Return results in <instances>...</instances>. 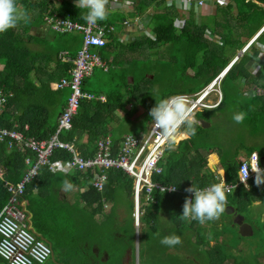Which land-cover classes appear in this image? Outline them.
I'll return each mask as SVG.
<instances>
[{
  "label": "trees",
  "instance_id": "trees-1",
  "mask_svg": "<svg viewBox=\"0 0 264 264\" xmlns=\"http://www.w3.org/2000/svg\"><path fill=\"white\" fill-rule=\"evenodd\" d=\"M131 1L133 2L132 12L117 11L108 16L107 20L98 22L100 25L108 24L103 31L107 42L99 51L103 62L109 68L107 71L101 68L98 72L95 70L90 77H94L93 84L96 85L103 83L101 76H103V79L104 76L107 78V84L111 87L108 95L109 100L106 103H100L97 99L102 98L85 87L86 84H89L90 77L88 80L85 79L82 82V89L84 92L88 91L91 93L93 98H83L79 101V107H77L76 113L73 114L74 117L72 116L71 118L70 127L68 129L64 128L59 134L60 140L68 144V146L72 145L79 155L82 154L81 157L84 159L96 155L98 149L97 142L102 138L101 136H106L105 132L108 121H118L114 117L117 108L122 103L124 104L129 101L134 103V97L128 94L127 85L129 81L127 73L121 72L119 68L121 62L123 63L125 58L132 53L131 49L134 48L136 43L134 41L140 36L141 39L136 46H140L144 42L142 45L143 49L154 48L162 50L167 48L172 53L171 58L177 59L178 63H180L179 77L188 79V82L182 91L172 94L175 95L196 92L207 85L217 76V73L221 72L228 65L229 60L236 54V51L241 49L247 40L264 25V0H213L212 12L207 11L209 7L208 2L211 0H206L208 4L204 6L199 20L194 18L195 14L193 10H190L185 15L172 4L167 5L165 0ZM18 2L29 12L31 21L28 24L20 23L17 27L0 33V91L4 95L10 94L7 95V101L0 110V127L12 128L23 132L25 136L44 139L50 137L55 132L57 116L64 109L70 93L68 88L58 87L60 79L67 76L71 69V63L57 58L59 51L62 50L60 45L68 42L69 38L67 37L71 35L67 34L76 33L81 35L82 44L83 34L78 29L64 32L51 31L52 33L47 34L43 38L41 37V31L33 32L31 28L42 24L44 16H54L58 19L68 18L72 21L85 23L86 21L82 19L84 10L79 9L69 0H18ZM111 3L112 0H109L108 8L110 9ZM149 9L152 11H149ZM146 13L150 14L151 23L149 24H151L154 38L147 34L134 36L127 40L124 37H119L123 25L122 22L127 15L143 16ZM176 17H184L183 26H176L174 23ZM207 30L216 39L211 40L207 37L205 35ZM59 37H64V39H60ZM125 41L131 42L127 45L124 43ZM38 43L39 47L36 48L35 46ZM252 43H254L252 47L257 52L264 51V29L258 37L252 40ZM81 44L75 52L80 48ZM160 47L163 48L161 49ZM75 52L71 54L74 55ZM200 54L202 61L201 66H198L195 61L200 59ZM194 55L195 59H193ZM119 56H121V59ZM251 59L252 57L249 52H244L240 57H236L228 71L219 80L220 90L223 93L221 102L212 109L207 108L198 111L195 114L197 120L204 119L207 122L211 118L217 119L219 112L224 110L223 117L227 121L224 123L223 128L225 132H228L229 129H237L240 134L244 130L249 129L264 131V75L260 74L261 69L264 68V62H258L257 66L251 68ZM161 60V58H157V61ZM221 63H223V66L218 71ZM190 68H195V72L191 73ZM93 88L97 91V87ZM124 95H129V97L124 100ZM239 111L247 113L246 119L241 124H237L232 119L233 113ZM126 117L122 118L125 119ZM233 123L236 125H232ZM25 124H27V129H24ZM212 129H214L213 123H210L209 127H203L201 124H198L196 125L195 135L179 140L175 151L171 153L164 152L158 162L163 171L159 174H154L153 181L165 185L172 184L179 191L176 193L160 191L155 188L151 191L154 199H146L142 195L141 197L144 198V201L140 203L139 207L138 228L141 226L140 217L144 214L142 206L148 204L149 209L146 215L149 222H152V219L156 218L155 214H166L170 218V223L174 225L173 232L166 235L175 234L180 236L182 243H187V246L194 244L188 250L197 251L198 254L199 250L197 247L200 246L202 248L205 241H207L208 245H215L212 250L204 251L207 263L224 264L228 258L232 257L230 256L231 253L227 254L223 252V249L220 247L225 246V242L230 237V234H227L228 232L225 229L227 222L225 220H223L224 222L221 221L225 217L222 215L218 220L203 225L196 221L187 222L180 218L185 198L190 197L189 194L181 193L182 191H185L191 184L204 188L212 183L219 182V179L215 177V174L207 166V154L209 152L215 149L220 155V164L224 170V180L228 184L237 183L239 163L244 157H247L242 156V158L236 160L232 158L234 155L224 153L222 146L219 144L220 140L213 135ZM84 135H86L85 140H83ZM135 135L138 136V133ZM108 136L113 141L114 151L112 152L116 155L115 150H117L118 142L123 136H112V134ZM14 140L11 137L9 139L8 136L7 140L3 139V143L0 142V162L3 164L16 163L20 166L27 157L33 156V153L27 148L21 152L15 150L14 147L19 149V146L14 143ZM4 141L11 150L7 151L8 149H6ZM253 149H256V145L249 149L248 154ZM261 153L264 154V151H260ZM37 158L38 151L33 165L37 164ZM72 158L74 159V154L69 147H53L51 155L48 156V162L38 167V173L33 178L36 179L38 176H41L45 182L57 181L60 186L65 179L73 183L76 191L73 190L66 193L65 196L63 195L55 203L60 209L58 210L60 213H63L65 216L73 214L76 202L83 204L80 208L88 210L91 216L103 213L102 199L108 201V199L112 198L113 194L115 195L117 192V186L120 184H123L127 188L129 195L132 197L134 180L123 170L109 168L105 171L107 179L104 181L103 190L99 192L88 185L91 177L93 179V173H98V170L96 168L91 169V167L80 168L77 166H74L76 168L74 169L72 168ZM54 163H57L59 167L50 170L51 165ZM22 174L23 172L21 174L19 172L20 176L18 177H10L5 174L4 176L7 179L12 178L14 181L17 180L13 182L15 184L21 180ZM9 183L12 182L0 185V210L12 196V193L8 190L7 184ZM45 188V197L49 196L52 198L53 186L47 185ZM25 190L23 196L25 195ZM69 194L74 198L73 201L68 199ZM131 197L130 221L136 228L133 218L134 205ZM114 198L115 196L112 200ZM227 198L229 204L227 206H232L233 212H225L224 214L231 216L229 221L237 231V237L234 235L236 240L237 238L240 240L245 236L238 232L239 225L234 221V215L243 214V222H246L244 214L250 215V207L256 206V201H259L263 205L262 211L258 212L257 220L255 219L256 227L252 226V228L258 234H262V239L264 240V220H260L261 214L264 212V183L257 186L255 181H249L247 187L239 184L233 189V193H228ZM93 202H98L101 206H91ZM112 209V206L108 207L111 214H113ZM170 210H174L175 215ZM154 233L150 232L148 235ZM211 241L215 244L210 243ZM160 245L159 247H162L161 243ZM134 249V245L131 244V249L127 253L128 259H124L125 262H121L122 264L135 262ZM179 251H182L181 254L183 255L173 257L171 261L168 260L166 263L162 258L160 264H195L190 263L192 260L187 259V254L190 253L181 249L176 254ZM243 260L245 261L246 259L243 258ZM36 263L39 262L34 261L32 264ZM241 263L235 259L228 264Z\"/></svg>",
  "mask_w": 264,
  "mask_h": 264
},
{
  "label": "rangeland",
  "instance_id": "rangeland-1",
  "mask_svg": "<svg viewBox=\"0 0 264 264\" xmlns=\"http://www.w3.org/2000/svg\"><path fill=\"white\" fill-rule=\"evenodd\" d=\"M170 1L172 0H165L166 4H169ZM191 2L192 4H185V6H180L179 4L178 10L185 15H187L190 10H193L195 14L194 18L197 20H199L201 12L206 4L209 3L207 11H213V0L208 3L206 0H200L199 2L197 0H191ZM200 4H203V7H200ZM197 6H199V8H196ZM147 20L148 15H145L142 18V22L146 23ZM143 23H136V26L130 28L135 32L133 37L139 32H143L154 38L155 36L152 32L151 24ZM174 23L176 26H183L184 17H176ZM205 33V35L211 40L216 39L209 30ZM140 39L141 36L134 41L136 43L134 48L131 49L132 53L125 58V61L120 64L119 68L121 72L127 73L132 77L131 81L128 79V94H131L135 100L131 105V108L129 107V110L127 111L128 116L125 119L121 116L119 117L117 121L118 128L112 126L113 133L117 135L123 132L137 134L147 130V127H150L149 124L152 122L149 111L157 103L156 100L167 98L173 93L182 91L183 87L188 82V79L179 77L178 71L180 63H178L177 59L171 58L172 53L169 49H162L163 47H160L162 50H156L154 48L143 49L142 45L144 42L140 46H136ZM130 42L131 41H125L124 43L129 45ZM253 44L252 39L249 38L242 48L236 51V53L245 49L247 50L246 52H249L252 55V58L254 57L256 59V54L258 52L252 47ZM157 58H161L162 60L157 61ZM195 58L194 55L193 59ZM235 59L236 56L234 55L229 60L228 65L224 68L225 72L228 71ZM201 61L202 57L200 54V59L195 61L196 65L201 66ZM259 62H264V56L261 57ZM222 66L223 63L220 64L218 71ZM254 67L255 65L251 64V68ZM95 70L98 72L99 69L96 68ZM190 72L194 73L195 68H190ZM221 72L217 73V75ZM260 74L264 75V68L261 69ZM218 77L219 75L216 77V80ZM93 80V76L89 78V84H86L85 86L86 89L93 90V84L91 83ZM207 86L208 84L200 88L198 91L186 93V95L189 97H197L204 93ZM100 87L104 88L102 85H100ZM209 88L213 90L210 95L208 94L203 98L204 105L200 106V109L206 107L214 108L219 105L220 101H217L219 100V95L222 93L219 82L214 81ZM212 93H214L213 96H211ZM127 109L128 108L121 112H125ZM223 111L219 112L217 119L211 118L207 120V123H213V135L220 140L219 144L222 146L224 153L234 155L232 158L239 160L243 155H246L249 149L254 145H256V150H264V142L262 141V136L264 135L263 130L249 129L244 130L241 134L237 129H229L228 132H225L223 128L224 123L227 121L223 117ZM232 125L236 124L233 123ZM185 131V128H183L182 132L180 131L178 140L184 138L183 134ZM14 143L17 142L14 141ZM42 151L44 155L47 154L44 149ZM122 170L128 173L125 169L122 168ZM130 170L132 171V169ZM128 175L134 180V182H136V177L133 174L128 173ZM68 196L72 200L71 194ZM130 197L131 195H129L127 188L123 186V184H120L117 186L114 200L109 202L110 207H113L111 210L113 211V214H111L108 209H104L103 213L91 216V214L88 213V210L78 208L77 213L74 212L71 215L73 217H71L68 222L71 231L69 236H65L64 233H61L62 239L63 237H69V241H62L61 239L58 245L53 246V253L43 264H52L53 257H56L57 260L59 259L60 262L64 264H122L125 262L124 259H128L127 253L131 249V244H133L135 248V262L129 264H160L162 258L166 263L168 260L171 261L173 257H180L183 255L181 254L182 251H179L176 254V252L181 249L190 253L187 254V259L192 260L190 263L208 264L205 252L207 250H212L215 245H208L207 241L203 243L202 248H200V246L197 247L199 249V254L197 251L188 250L191 249L194 244L187 246V243L184 242L171 248L164 245L159 247V240L164 235L171 234L174 225L170 223V218L164 213L155 214L156 218H153L152 222H149L146 215L147 210L149 209L148 204L142 206L144 214L140 217L141 226L136 229L130 221ZM141 201H144L143 197H141ZM255 205L256 206L250 207V217L246 213L244 214V218H246L245 221L251 226L253 233L245 235V237L240 240L239 238H237V240L235 239V237H237V231L235 230V227L233 228L234 225H231L229 221L231 216H229V214H223L225 218L221 221L225 220L227 222L225 224V229L228 232L226 233L230 234V237L229 240L225 242L226 245L220 247L223 249V252L227 254L231 253L230 256H232L231 258H228L224 264H228L235 259L242 262L241 264H264L263 236L262 234H258L256 230L252 228V226L256 227L255 219L257 220L258 212L260 210L262 211L263 205H261L259 201H256ZM170 211L175 215L174 210ZM260 220H264V215L261 216ZM148 223L150 224L147 226ZM150 232L155 233L148 235ZM213 244L215 243L213 242ZM243 258L246 260L244 261ZM0 263L9 264L3 259H0Z\"/></svg>",
  "mask_w": 264,
  "mask_h": 264
},
{
  "label": "built area",
  "instance_id": "built-area-1",
  "mask_svg": "<svg viewBox=\"0 0 264 264\" xmlns=\"http://www.w3.org/2000/svg\"><path fill=\"white\" fill-rule=\"evenodd\" d=\"M67 26H70L67 23ZM92 25H88L85 28V32H91ZM102 32V29H99ZM94 40V39H93ZM88 55L87 53H85ZM84 72L80 70L78 75L75 76V95L69 103V108L66 113V118L63 123L64 128H69L71 125V118L76 113L79 101L83 98H89L90 95L86 94L82 90ZM215 81L213 79L206 87L204 93L197 97H189L185 93L181 95L189 97L192 104L195 106V112L200 110V106L204 105L203 98L206 95H210L213 89L209 86ZM177 95V94H175ZM173 96V95H172ZM219 100L221 95H219ZM208 108V107H206ZM11 138H14L18 144V137L16 134H10ZM160 133L159 130L154 127V123L150 124L148 132L143 136H134L131 134L125 135L117 145L116 155L112 154L113 141L110 137L104 136L98 140V149L94 157L84 159L81 157L72 145L60 142L59 146H65L72 149L74 154L73 166L80 168H96L98 173H93L92 184L95 188L101 189L104 185V181L107 179V174L104 173L109 168L125 169L128 173L133 174L136 177V182L133 181V202H134V218L135 224L139 223V207L141 196L144 195L146 199H153L150 197L152 189L155 188L160 191H172L171 187L162 183L153 181V175L159 174L157 169H161L158 165L159 159L162 156L159 152L162 151V146L159 145ZM54 146V142L49 145V151L47 155L43 153V144L39 143L37 164H34L31 169L30 177L25 180L23 177L21 180L13 185H8V190L12 193L9 201L3 205L0 210V257L6 260L9 264H32L34 261L42 263L46 261L51 253V247L49 244L40 239L26 226V215L22 207V201H20L26 185L37 175L38 167L48 162V156L51 154V150ZM256 152H252L249 157L244 158L239 163L238 167V181L239 183H247L250 179H255L256 173L252 171V167L256 162ZM57 163L52 165V169L58 167ZM261 169L264 166L259 164ZM76 169V168H75ZM132 169V171L130 170ZM248 170V176L246 181H241L244 177L245 170ZM124 171V170H123ZM125 172V171H124ZM127 173V174H128ZM232 188V185H227ZM191 198L192 194H189Z\"/></svg>",
  "mask_w": 264,
  "mask_h": 264
},
{
  "label": "crops",
  "instance_id": "crops-1",
  "mask_svg": "<svg viewBox=\"0 0 264 264\" xmlns=\"http://www.w3.org/2000/svg\"><path fill=\"white\" fill-rule=\"evenodd\" d=\"M69 1L76 6V0H69ZM167 5H169V4H167ZM123 10L126 11L127 13L132 12V10H133V2L131 0H112L111 9L109 10V16L112 13H116L117 11H122L123 12ZM149 11H152V10L149 9ZM145 15H148V18H149V22L148 23H151L150 22V14L146 13L143 16H145ZM143 16L127 15L125 17V19L123 20V22H122L123 25H122V29H121V32L119 34V37L120 38L124 37L125 40L133 37V34L135 32L133 31V29H130V28L134 24L136 26L137 25L136 24L137 21H139L140 18L143 17ZM50 17L51 16H44V21L42 22V24L38 25L37 27H32L31 31H33V32L41 31V37H43V38L46 37L47 34L52 33L51 31H53V30H52L51 26L48 24V21H47L48 18H50ZM61 19H65V18H61ZM126 20L132 21L133 24L132 25H127L125 23ZM148 23H146V24H148ZM104 25L108 26V24H104ZM67 35H71V36L67 37V38H69L68 42L67 43H63L60 46H61L62 50H68L71 53H74L75 50L81 44V35L78 34V33H76V34H67ZM59 38L60 39H64V37H59ZM253 39L254 38H252V40ZM35 47L38 48L39 47V43ZM246 51L247 50L242 49V50H240L239 53H236L235 56L236 57H240L244 52L246 53ZM261 53H262V51H259L256 54V56L261 55ZM262 56H264V55H262ZM261 57H260V59H261ZM119 58L121 59V56H119ZM260 59H259V61H260ZM259 61H257V59H255L253 57L251 59V64H254L255 66H257ZM121 64H122V62H121ZM224 73H225V71L223 69L222 72L220 73L221 76H220V74H218L219 75V80H220V78H222ZM127 77H128V79H130V81L132 80V77L129 74H127ZM214 78H216V76ZM101 80H102L103 83H101L100 85L104 86V88L100 87V85L93 84V81H94L93 80L91 83L93 84V87H97L98 93H96L97 91H95L94 88L91 91L94 92L95 94H98V97L102 98V99H97V100L100 101V103H106L109 100L108 99V95H109V93L111 91V87L107 84V78L105 76H104V79H103V76H101ZM219 80H218V82H219ZM249 92H251V91H249ZM213 94L214 93H212L211 96H213ZM220 95H221V99H220V102H221V100L223 98V93H221ZM127 97H129V95H124V100ZM132 104H133V102H130V101L126 102L124 104L122 103L117 108V111H116V114H115L114 117H116L117 120L119 119L120 116L121 117H126L128 115L127 111L129 110V107L131 108ZM126 108H128V109L125 112H121L122 110H124ZM203 109H207V108H202V109H200L198 111H201ZM210 109H212V108H210ZM198 121H200V124L203 127H209L210 126V123L205 122L204 119H200ZM204 124L206 126H204ZM112 126L118 128L117 121H115V122H111V120L108 121V125L106 127V132H105L106 136L107 135H111V134H112V136L117 135V134L113 133ZM148 129H149V127H147V130L138 133V136L145 135L148 132ZM180 131L182 132L183 128ZM124 134H127V133L123 132V133H121L119 135L123 136ZM131 134H133V133H131ZM101 137H103V136H101ZM85 138H86V135H84L83 140H85ZM182 139H184V138H182ZM6 140H7V138H6ZM117 141H119V140H117ZM262 141L264 142V135L262 136ZM0 142H2V141H0ZM6 146H7L6 149H8L7 151L11 150L7 144H6ZM14 149L19 151V152H21L16 147H14ZM260 151H262V150L253 149L252 152H256L258 154L259 164L261 166H264V154H262V153L260 154ZM251 153H249V154L247 153L246 155H243V156L249 157ZM207 166L215 174V177L217 179H219V182H217V183H226L225 180H224V170H223V168H222V166L220 164V155L218 154V152L215 149L207 154ZM25 168H26L25 161L20 166H18L16 163L3 164V163L0 162V182H3V183H0V185H5L8 182H12V183H9L7 185H12L13 182L17 181V180L14 181V179H12V178L7 179V177H5L4 174L8 175L10 177H18V176H20L19 172L21 174ZM237 175H238V171H237ZM254 180L255 179L248 180L247 183H246L247 186H248V182L249 181H254ZM30 182H29V184L26 187L25 195L22 196L21 199H20V201H22L21 202L22 203V207H23V209L25 211V215H26L25 224L30 229V231L35 233L36 236H38L40 239L46 241L49 244V246L51 247L52 253H53V250H54L53 246L58 245L60 243V240L62 239L61 233H64L65 236L66 235L69 236V234L71 232L70 229H69V226H68V222L70 221L69 219L71 217H73V216H71L72 214H69L68 216H65L63 213H60L58 211L60 209L58 208V206L55 205V203H57V201L60 198H62L63 195L65 196L66 193L61 190V186L58 184L59 182H57V181H55V182L54 181L53 182H45V180H43L41 178V176H38L36 179H33ZM89 182L90 183L88 185H90L91 187H93L97 191L101 192L103 190V187L101 189H97V188H95L93 186L92 177H91V180ZM226 184L227 185H232L233 186L231 188L232 190L239 184H242V185L245 186V184L239 183V181H237L236 184H228V183H226ZM47 185L48 186H53V189H52L53 190V197L52 198H50L49 196L45 197V193H46V188L45 187ZM166 186L175 187L172 184H167ZM247 186H245V187H247ZM83 187H87V186H83ZM132 188H133V186H132ZM74 191H76V187H74ZM178 191L179 190L175 187V190L174 191L172 190L171 192L178 193ZM181 193L190 194V193H188L186 191H182ZM114 196L115 195L113 194L112 198ZM150 197H153L152 193L150 194ZM112 198L108 199V201L106 199H102L101 203L103 204V210L104 209H108V207H110L108 202L113 201ZM131 198H132V203L134 205L133 194H132ZM68 199L70 201H73L74 198H72V200L70 198H68ZM71 203H73V202H71ZM74 206L75 207L73 209H75V212L77 213L78 208L82 207L83 204H80V203L76 202ZM91 206H97L98 207V206H101V205L98 202H93ZM235 215H240V214H235ZM235 215H234V217H235ZM262 215H264V212H262L261 216ZM133 218H134V210H133ZM135 226H136V228H138V225L135 224ZM62 241H69V237L68 238L63 237ZM210 243H213V241H211ZM0 259H3V258L0 257ZM58 260L56 259V257H53V260H52L51 263L52 264H64V263H61L60 260L59 261ZM36 264H43V263H36Z\"/></svg>",
  "mask_w": 264,
  "mask_h": 264
},
{
  "label": "clouds",
  "instance_id": "clouds-1",
  "mask_svg": "<svg viewBox=\"0 0 264 264\" xmlns=\"http://www.w3.org/2000/svg\"><path fill=\"white\" fill-rule=\"evenodd\" d=\"M108 5L109 0H76V6L84 10L82 19L92 26L108 19ZM30 21L29 12L19 4L18 0H0V33L13 29L20 23L28 24ZM262 55H264V51L256 57L257 61ZM214 79L218 81L219 77L217 80ZM156 101L157 103L150 109L149 115L154 127L159 130V145L162 146L159 155L163 156L165 151L171 153L176 150L179 143L178 135L182 128L186 129L183 136L187 139L196 134V125L200 124V121L196 119L195 106L187 96L179 93ZM246 117L247 113L243 111L234 112L232 115V119L237 124L243 123ZM157 171L162 172L163 169H157ZM252 171L256 173V185L264 183V169L259 167L258 154H256V162ZM247 176L248 170L246 169L241 181H246ZM245 186H247L246 183ZM61 190L69 193L74 190V185L65 179L61 183ZM171 190L174 191L175 187H171ZM185 191L191 193L192 197L185 198L180 218L187 222L196 221L201 225L218 220L225 213L226 206L229 205L228 193H233L226 183H212L204 188L191 184ZM160 243L171 248L181 244L182 241L180 236L172 234L162 237Z\"/></svg>",
  "mask_w": 264,
  "mask_h": 264
},
{
  "label": "bare ground",
  "instance_id": "bare-ground-1",
  "mask_svg": "<svg viewBox=\"0 0 264 264\" xmlns=\"http://www.w3.org/2000/svg\"><path fill=\"white\" fill-rule=\"evenodd\" d=\"M197 1L199 2L200 0H197ZM190 3L192 4L191 0H172L169 2V5L172 4L173 6H175L178 9L179 4H180V6H185V4L188 5ZM200 7H203V4H200ZM196 8H199V6H197ZM143 17H141L140 20L137 21V23H139V22H140V24L143 23L142 22ZM47 21H48V24L51 26V28L54 32H64V31L72 30V29L80 30L81 33L83 34V42H82L81 48H79L75 52L74 55H72L68 50H61V51H59V53L57 55V58L59 60L71 63V69H70V73L67 76H64L63 78H61L59 83H58L59 88H68L70 93H69V96L67 97L64 109L57 116V125H56L55 132L48 138H44V139L39 138L38 139L34 136H25V134H23V132H21L19 130H15L12 128H6V127H0V141H2L3 139L5 140L10 134H16L18 137V141H19V143H18L19 150L22 151V150L27 148L33 153V156L27 157L25 159L26 168L23 170V174H22V177L25 180H27L30 177L32 165H33V162H34L35 157H36V153H37V150L39 147V143L42 142V144H43L42 149H44V151L48 154L49 145L52 142V140L54 142V146H53L54 148L59 147L58 144L60 142H62L59 138V134L64 129L63 123H64L65 118H66V113H67V110L69 108V103L71 102V99L75 95V81H76L75 76L78 75V72L80 70H83V72H84L83 81H84L85 79H88L93 74V72L95 71L96 68H98V69L101 68V69L106 70V71L109 68V66L103 62L102 56H101L100 51H99L100 48L102 46H104L105 43L107 42L106 38H104V35H103V31H104L106 25H104V24L100 25L99 23H97L95 26L92 27L91 32L86 33L85 28L89 25L86 22L85 23H79L76 21H72L68 18L58 19L57 17H54V16H51L50 18H48ZM148 22H149V18H148L146 23H148ZM67 23H69L70 26H67ZM125 23L127 25L133 24V22L130 20H126ZM146 23H143V24H146ZM133 26H135V24ZM99 29H102V32H99ZM263 29H264V25L257 32H255V34L251 37V39L258 37V35L262 32ZM142 34H144V33L139 32L135 36H139ZM85 53H87L88 55H86ZM85 93L90 95V97L89 98L87 97V99L93 98V95L91 93H89V92H85ZM7 95H10V94H7ZM7 95L2 94L0 91V110L4 106L5 102L7 101V97H8ZM149 126H150V124H149ZM24 129H27V124L24 125ZM9 139H10V136H9ZM72 141H74V140H72ZM74 144H76V143H74ZM51 152H52V150H51ZM112 153L114 154V152H112ZM80 156H82V154ZM39 166H40V164H39ZM50 170H52V165L50 167ZM140 202H142V201H140Z\"/></svg>",
  "mask_w": 264,
  "mask_h": 264
},
{
  "label": "water",
  "instance_id": "water-1",
  "mask_svg": "<svg viewBox=\"0 0 264 264\" xmlns=\"http://www.w3.org/2000/svg\"><path fill=\"white\" fill-rule=\"evenodd\" d=\"M204 126H206L204 124ZM226 213H232L233 212V207L232 206H226ZM234 221L238 223V231L241 235L245 236L247 234L252 233L251 226L247 222H243L242 216L241 215H235Z\"/></svg>",
  "mask_w": 264,
  "mask_h": 264
},
{
  "label": "flooded vegetation",
  "instance_id": "flooded-vegetation-1",
  "mask_svg": "<svg viewBox=\"0 0 264 264\" xmlns=\"http://www.w3.org/2000/svg\"><path fill=\"white\" fill-rule=\"evenodd\" d=\"M244 221V220H243Z\"/></svg>",
  "mask_w": 264,
  "mask_h": 264
}]
</instances>
